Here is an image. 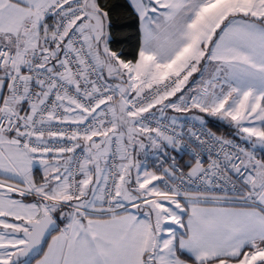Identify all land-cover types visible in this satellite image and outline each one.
Segmentation results:
<instances>
[{"label":"snow or ice","instance_id":"1","mask_svg":"<svg viewBox=\"0 0 264 264\" xmlns=\"http://www.w3.org/2000/svg\"><path fill=\"white\" fill-rule=\"evenodd\" d=\"M130 5L125 59L100 0H0V264H264V158L138 159L179 149L169 112L264 148V0Z\"/></svg>","mask_w":264,"mask_h":264},{"label":"trees","instance_id":"2","mask_svg":"<svg viewBox=\"0 0 264 264\" xmlns=\"http://www.w3.org/2000/svg\"><path fill=\"white\" fill-rule=\"evenodd\" d=\"M100 3L105 8V10L109 11L110 21L112 25V27L110 28V33L113 39L110 47L114 51L123 53L125 59H132L135 56L139 46V25L135 15L133 14L129 1L100 0ZM191 114L199 115L206 121L208 126L214 132L225 137L234 136L238 138L236 136V130H232L229 125L212 119L204 113H186V115ZM259 158H264V151H261L259 153Z\"/></svg>","mask_w":264,"mask_h":264},{"label":"built area","instance_id":"3","mask_svg":"<svg viewBox=\"0 0 264 264\" xmlns=\"http://www.w3.org/2000/svg\"><path fill=\"white\" fill-rule=\"evenodd\" d=\"M194 114L186 115L178 121L176 131L180 134L182 139L180 140V145L178 150H173L169 148L167 150V155H159L153 158V160L149 163V169L159 170L161 164L164 167H168V165L172 162V158H175V162L184 170L187 171V168L184 166L191 162L192 155L191 150L196 148L199 143V139L211 142L213 137L219 138L221 140H231L239 143L242 147L247 148V145L244 141L239 140L234 136H223L214 132L206 123L204 119H202L203 123L200 120H196L193 118ZM212 147L215 151H219V144H212ZM228 148H225V151H228ZM201 156L207 160V152L200 153Z\"/></svg>","mask_w":264,"mask_h":264},{"label":"crops","instance_id":"4","mask_svg":"<svg viewBox=\"0 0 264 264\" xmlns=\"http://www.w3.org/2000/svg\"><path fill=\"white\" fill-rule=\"evenodd\" d=\"M128 1H129V3H130V0H128ZM168 115H170V116H171V115H178V116H180L181 118H183V117L186 115V113L175 114V113H171V112H169ZM246 149L249 150V151L254 152V155H255V157H256L257 159H260V158H259V153H260L261 151H264V148H262L261 146L256 145L255 148H253L252 145L249 144V143H247V148H246ZM156 156H157V155L154 154V150L149 149V150H148V153H147V156L145 155L144 152H140V153L138 154V159H139V161L141 162V164H146V165L149 167V163H150V162L153 160V158H155ZM150 170H152V169L150 168ZM60 226L62 227L63 224L60 225ZM32 264H35V260L32 261Z\"/></svg>","mask_w":264,"mask_h":264},{"label":"rangeland","instance_id":"5","mask_svg":"<svg viewBox=\"0 0 264 264\" xmlns=\"http://www.w3.org/2000/svg\"><path fill=\"white\" fill-rule=\"evenodd\" d=\"M204 114H206V113H204ZM206 115H207L208 117L212 118V119H215V120L220 121V122H222V123H224V124H226V125H229V126L231 127L232 130H235V128H234L233 126H231L227 121L222 120V119L219 118V117L209 116L208 114H206ZM207 116H206V117H207Z\"/></svg>","mask_w":264,"mask_h":264}]
</instances>
